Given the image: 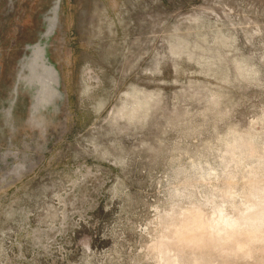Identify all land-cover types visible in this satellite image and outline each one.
<instances>
[{
  "label": "rangeland",
  "instance_id": "obj_1",
  "mask_svg": "<svg viewBox=\"0 0 264 264\" xmlns=\"http://www.w3.org/2000/svg\"><path fill=\"white\" fill-rule=\"evenodd\" d=\"M192 257L264 264V0H0V264Z\"/></svg>",
  "mask_w": 264,
  "mask_h": 264
},
{
  "label": "bare ground",
  "instance_id": "obj_2",
  "mask_svg": "<svg viewBox=\"0 0 264 264\" xmlns=\"http://www.w3.org/2000/svg\"><path fill=\"white\" fill-rule=\"evenodd\" d=\"M57 9L58 8L55 7V13ZM28 72L29 75L27 73L22 79L26 80L30 85H34L38 88L37 96H35L37 97L35 102L36 104L46 101L47 97H51V95L57 92V73L55 68L48 62L45 56H41L39 60L33 61L32 70H29ZM19 79H21V77H19ZM190 264L207 263H200L196 258L192 257Z\"/></svg>",
  "mask_w": 264,
  "mask_h": 264
}]
</instances>
